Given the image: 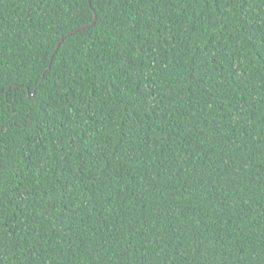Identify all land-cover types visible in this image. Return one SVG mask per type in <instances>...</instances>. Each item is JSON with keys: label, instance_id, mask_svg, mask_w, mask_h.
<instances>
[{"label": "trees", "instance_id": "trees-1", "mask_svg": "<svg viewBox=\"0 0 264 264\" xmlns=\"http://www.w3.org/2000/svg\"><path fill=\"white\" fill-rule=\"evenodd\" d=\"M0 264H264V0H0Z\"/></svg>", "mask_w": 264, "mask_h": 264}, {"label": "water", "instance_id": "water-1", "mask_svg": "<svg viewBox=\"0 0 264 264\" xmlns=\"http://www.w3.org/2000/svg\"><path fill=\"white\" fill-rule=\"evenodd\" d=\"M95 19H96V14H95V12H94V21H95ZM60 40H59V42H58V44H57V47L59 46V44H60Z\"/></svg>", "mask_w": 264, "mask_h": 264}]
</instances>
